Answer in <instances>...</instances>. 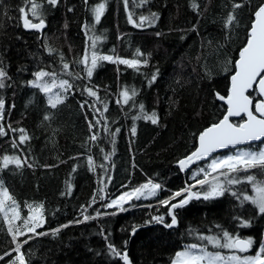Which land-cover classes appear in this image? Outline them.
<instances>
[{
	"label": "trees",
	"instance_id": "16d2710c",
	"mask_svg": "<svg viewBox=\"0 0 264 264\" xmlns=\"http://www.w3.org/2000/svg\"><path fill=\"white\" fill-rule=\"evenodd\" d=\"M34 2L41 5L38 15L45 20L42 37L23 27L20 8L37 21L30 15L29 0L0 2V67L7 73L0 89L5 102L0 125L7 133L0 135V184L20 212L13 231L22 230L30 205L42 204L45 220L36 229L44 234L29 233L32 238L21 248L26 264H125L110 253L108 244L127 251L131 264H171L175 253L191 244L227 251L201 239L218 235L221 228L251 237L255 252L264 237V215L250 202L237 199L253 195L251 184L230 185L220 177L224 195L208 200L201 196L176 209L178 224L172 228L165 226L171 220L160 201L203 178L192 170L184 174L177 162L196 148L204 128L224 116L226 106L216 93L227 95L254 12L264 0H127V5L124 0H58L54 6L47 0ZM99 3L105 9L96 23L91 9ZM234 4L241 7L234 9ZM230 14L235 19L227 25ZM140 16L151 22L138 27ZM90 37H100L97 55L112 56L113 61H98L89 78L81 61L85 54L91 55ZM117 57L148 63L137 70L120 64ZM62 63L69 65L67 71ZM40 70L55 72L72 84L55 108L32 83ZM88 87L99 99L87 94ZM124 88L136 92L127 105L120 97ZM249 94L260 99L255 86ZM153 112L159 118L156 124L143 118ZM89 121L99 123L90 130ZM12 129H23L30 139L20 143V132ZM93 132L96 141L90 139ZM4 156H18L23 163L5 168ZM207 162L194 168L206 167ZM248 174L264 180L259 169ZM244 175L240 173L241 178ZM148 180L161 185L156 195L133 199L124 205L125 211L105 207L112 197ZM207 187L199 185L194 191ZM158 215L165 217L164 224L148 222ZM84 216L90 219L85 221ZM240 218L251 220V226L241 227ZM7 228L0 213V257H4L0 264L19 255L12 251L15 243ZM25 239L21 236L19 242Z\"/></svg>",
	"mask_w": 264,
	"mask_h": 264
},
{
	"label": "snow or ice",
	"instance_id": "6c2138e0",
	"mask_svg": "<svg viewBox=\"0 0 264 264\" xmlns=\"http://www.w3.org/2000/svg\"><path fill=\"white\" fill-rule=\"evenodd\" d=\"M2 2V0H0ZM51 5H56L58 0H47ZM125 5H127V0H124ZM87 3V0H85ZM30 4V15L35 18L38 22H33L29 18V12H26L23 8H20L19 11L22 13L23 27L30 30H42L45 27V20L38 15V9L41 5H37L34 0H29ZM193 7H196L194 4ZM241 7L240 4H234L233 8ZM105 5L99 3L95 5L91 11L94 15V20L96 23H99L101 17L104 14ZM153 17L155 14H151ZM129 19L131 15L129 14ZM141 24L137 25L138 27L142 26L145 21H150L149 17L140 16L139 17ZM235 17L229 15L227 18V25H231ZM151 22V21H150ZM67 27V24H65ZM100 37H90L92 52L89 55L85 54L81 63L86 67L87 77H91L93 71L98 65V61H113L112 56L108 55H97L96 52V42ZM49 52H52V49H48ZM138 56H143V53L137 50ZM63 60V57H61ZM116 60L123 65L134 68L138 70V66L142 63L147 64L146 59H123L117 57ZM236 71L235 74L231 76V88L227 97L216 93V96L220 100H226L227 102V114L223 116L221 120L216 123L211 124L209 127L204 129L199 133L198 137V146L185 158L180 159L177 163L181 170L189 168L193 163L203 160L206 157H209L213 152L220 148H226L229 145H238L243 142L259 140L264 138V99L260 100L255 105V113L252 110V99L246 95L248 89L252 88L255 83H257V77H261L258 80L259 91L264 94V76H261L264 73V3H262L258 9L254 12V20L251 23L250 30L246 43L241 48L239 52V59L235 63ZM63 70L67 71L69 65L67 63H62ZM56 73L45 72L43 70L35 73V81L33 85L40 89L42 92L47 94V102L51 105L52 108H55L57 104L63 102V96L59 93H52V89L56 87L55 84ZM45 77H52L53 81L51 84L44 81ZM79 78V77H78ZM7 79V73L3 67H0V89L5 87V80ZM156 79V76H152V81ZM59 87L67 93L68 89L72 88V84L68 80H61ZM87 94L91 97L98 98L97 91L93 88L88 87L85 89ZM136 95L135 89H132L131 92L129 89L124 88L120 97L122 102L127 105L133 96ZM118 104L121 103V100L116 101ZM4 100L0 99V120H3V109H4ZM84 105L82 104L81 107ZM91 106V105H90ZM140 111L143 112L144 106L141 104ZM107 110V106H104V111ZM99 112L100 109H95ZM242 113L246 114L247 119L243 120L242 123L235 124L230 121V117L240 116ZM140 117H135L138 119ZM144 119L150 120L153 124L158 123V116L155 112L151 115L144 114ZM45 119H48L46 116ZM89 128L96 127V124L93 121H89ZM9 128L11 126L9 125ZM12 131H19V142L24 143L30 137L27 136L23 129H12ZM105 131H108L105 129ZM132 133L135 134V127L131 129ZM116 132H119V129H115V132L112 133L114 136ZM0 135H7L2 125H0ZM92 141L97 140V134L95 132L90 136ZM16 143H13V147H16ZM108 157L106 156L105 159ZM21 159L17 157H3V167H7L9 164H15L17 167L22 165ZM89 165H93L92 157H88ZM31 165H29L30 167ZM102 167V166H101ZM252 169H259L261 175H264V149L259 151H242L238 152L235 155H229L223 158L212 159L211 163L208 165V170L200 169L195 175L203 174V179H196L195 184L188 185L187 187L181 189L172 194L169 199L162 200L160 203L168 207V215L170 216V223H167L165 226L172 228L178 224L177 216L175 210L183 208L186 204L189 203L192 199H200L201 196L205 200L219 197L224 195L226 191L224 187V182L220 180V177H224L228 184H240L247 182L251 184L252 190L255 195L249 196L247 194L243 195L242 199L240 196H237L235 192L232 193L233 196H237L238 200H241V203L244 201L250 202L255 206L257 213L259 215H264V180H257L255 176L248 174ZM75 170V169H74ZM240 173L245 175L241 178ZM216 174V175H213ZM211 177V179H209ZM196 185H200L201 188L208 186L206 191L195 192L192 191ZM161 189V185L158 183H153L152 180H148L147 183L140 185L137 188L132 189L119 195L116 199H113L105 205V207L112 208L116 207L119 211H125V204H129L133 199H140L142 196H154L157 191ZM71 189L69 188V193ZM180 197L179 200L176 198ZM9 201L11 202L9 204ZM176 201V202H172ZM95 203V200H93ZM29 215L27 219L23 220V228L27 231H22L17 228L16 231H13L14 222L20 220V212L18 206L16 205L15 200L9 195L6 188L0 184V213H3L7 223L8 233L11 234L12 242L15 243V248L12 249L13 252L18 253L19 255L10 260V264H26L24 253L21 251L23 244L28 243V240L32 238L29 233L42 235L44 233H37L36 229L43 226V205L37 206H28ZM100 212H96V216H100ZM10 217V218H9ZM95 218V217H91ZM90 217L84 216V220H88ZM155 221L156 223L164 224L165 217L163 215H158L152 217L149 223ZM241 227H250L251 220L240 218ZM66 227V225H65ZM217 228L221 226L217 225ZM59 229L54 230L58 232ZM136 228L133 227L132 233L134 234ZM26 236L27 239L23 242H19V237ZM202 240L207 241V243L217 249H227L230 250L231 255L225 256L220 251H209L206 246H199L197 244H192L188 247H185L183 250L177 251L174 255V258L171 260V264H264V242L259 244L258 250L255 255H244L247 253L254 244V241L251 237L241 238L239 234L229 233L227 230L222 229L218 235L211 236H202ZM126 244V242H125ZM108 249L113 256L119 257L125 264H131V260L128 257L127 251H119L113 244H108ZM6 256L10 253H5ZM4 257H0V260H3Z\"/></svg>",
	"mask_w": 264,
	"mask_h": 264
},
{
	"label": "rangeland",
	"instance_id": "374dc122",
	"mask_svg": "<svg viewBox=\"0 0 264 264\" xmlns=\"http://www.w3.org/2000/svg\"><path fill=\"white\" fill-rule=\"evenodd\" d=\"M40 71H41V70H40ZM43 71L47 72L46 70H43ZM35 79H36V77H34V79L32 80V82L35 81ZM54 79H55V84H56L57 86L54 87V88L52 89V93H53V94H55V93H59L61 96H63V99H64L65 96L67 95V93H65L64 90H63L62 88L59 87V84H60V81H61V80H66V79L61 78V77H57V76H55ZM44 81L47 82V83H49V84H51L52 81H53V78H52V77H45V78H44ZM46 96H47V94H46ZM47 99H48V97H47ZM261 149H264V142H261V143L259 144V147H258V148H255L254 145H248V146L239 147V148H236V149L229 150V151H227V152H225V153L217 154V155L213 156L211 159L208 160V162L206 163V167L201 166V167L194 168V169H192V173H193V175H194V174H196L197 172H199L200 169H204V170L207 171V170H208V165L211 163V160H212V159H218V158H223V157H226V156H229V155H235V154H237L238 152H242V151H259V150H261ZM213 175H215V174H213ZM202 179H203V178H202ZM209 179H211V177H210ZM192 184H195V182H193ZM196 186H199V185H196ZM131 190H132V188H131V189H128V191H131ZM124 192H127V191H124ZM124 192H123V193H124ZM121 194H122V193H121ZM121 194H119V195H121ZM119 195H116V196L112 197L111 199H109L108 203H110L111 200L116 199ZM253 195H255L254 191H253ZM253 195H251V196H253ZM145 197L147 198V197H151V196H147V195H145ZM169 198H170V197H169ZM169 198H167V199H169ZM165 200H166V199H165ZM114 208H116V207H114ZM116 211H119V210L116 208ZM43 220H44V218H43ZM44 221H45V220H44ZM23 229H24V228L22 227V230H23ZM229 233H230V232H229ZM232 234H237V233H232ZM191 245H192V244H191ZM188 246H190V245H187L186 247H188ZM183 249H184V248H183ZM183 249H182V250H183ZM208 250H209V249H208ZM226 250H227V249H226ZM257 250H258V248H257ZM257 250H256V251H257ZM209 251H211V250H209ZM256 251H255V252H252V253H245L244 255H255V254H256ZM212 252H215V251H212ZM220 252H221L223 255H225V256L231 255L230 250H227V251H220ZM5 264H10V261L6 262ZM17 264H18V262H17Z\"/></svg>",
	"mask_w": 264,
	"mask_h": 264
},
{
	"label": "water",
	"instance_id": "95a60500",
	"mask_svg": "<svg viewBox=\"0 0 264 264\" xmlns=\"http://www.w3.org/2000/svg\"><path fill=\"white\" fill-rule=\"evenodd\" d=\"M32 31H34V32H38V33H40V35H41V37L43 36V33H44V31H45V27L42 29V30H32ZM238 59H239V57H238ZM237 59V60H238ZM235 71H236V67H235ZM235 74V72L232 74V75H234ZM231 75V76H232ZM261 76H264V73H262L261 74ZM261 77H257V83H255L254 85H253V87L255 86V88H256V91H257V93H258V95L260 96V99H258V100H254V98L249 94L250 93V90L253 88H250V89H248V91L246 92V95H248L251 99H252V101H253V103H252V110H253V112L255 113V105L260 101V100H262V99H264V94H262V93H260V91H259V84H258V80L260 79ZM230 88H231V77H230V85H229V90H228V93H227V95L229 94V92H230ZM220 95H222V94H220ZM227 95H222V96H225V97H227ZM216 98H217V100L219 101V102H221V103H223L225 106H226V112H225V114L224 115H226L227 114V107H228V105H227V102H226V100H220L217 96H216ZM223 118V117H222ZM221 118V119H222ZM220 119V120H221ZM238 119H243V120H246L247 119V116H246V114H244V113H242L240 116H234V117H230V121L232 122V123H235L233 120H238ZM243 120H242V122H243ZM242 122H240V123H242ZM236 124V123H235ZM210 126V125H209ZM209 126H207V127H209ZM206 127V128H207ZM206 128H204V129H206ZM203 129V130H204ZM202 130V131H203ZM198 137H199V135H198ZM264 141V138H261V139H259V140H253V141H247V142H243V143H241V144H238V145H229L228 147H226V148H220V149H217L215 152H213L209 157H206L205 159H203V160H200V161H197V162H195V163H193L192 165H190L189 166V168H187V169H185V170H181L184 174L185 173H187L190 169H192L194 166H196V165H198L199 163H202V162H204V161H206V160H208V159H210V158H212L214 155H216V154H219V153H222V152H224V151H227V150H229V149H235V148H238V147H243V146H246V145H250V144H257V143H260V142H263ZM198 143H199V141H198V138H197V145H196V147L198 146ZM195 150V149H194ZM193 150V151H194ZM189 155V154H188ZM186 157V156H185ZM185 157H183V158H185ZM182 158V159H183ZM178 166H179V164H178ZM192 191H194V189L192 188ZM173 227H175V226H173ZM129 257V256H128Z\"/></svg>",
	"mask_w": 264,
	"mask_h": 264
},
{
	"label": "flooded vegetation",
	"instance_id": "af4514ba",
	"mask_svg": "<svg viewBox=\"0 0 264 264\" xmlns=\"http://www.w3.org/2000/svg\"><path fill=\"white\" fill-rule=\"evenodd\" d=\"M240 237H241V236H240ZM262 242H264V237H263ZM247 253H252V250H249Z\"/></svg>",
	"mask_w": 264,
	"mask_h": 264
}]
</instances>
